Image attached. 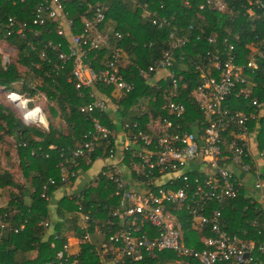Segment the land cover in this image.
Wrapping results in <instances>:
<instances>
[{
    "label": "built area",
    "instance_id": "obj_1",
    "mask_svg": "<svg viewBox=\"0 0 264 264\" xmlns=\"http://www.w3.org/2000/svg\"><path fill=\"white\" fill-rule=\"evenodd\" d=\"M69 1L86 8L80 17V30L69 15ZM184 3L192 7L190 0ZM247 3L248 16L260 17L255 8L264 14V0H247ZM206 8L223 12L227 2L204 0L198 4L199 10ZM106 10L100 1L37 0L30 20L8 17L6 28L21 37L36 38L41 60L50 61L55 57L59 69L71 62L67 80L74 82L77 90L101 82L112 86L119 102L136 86L133 78L125 79L118 73L120 51L111 54L99 70L94 69L90 59L91 52L108 46V37L102 27ZM142 17L150 19L158 29L171 25L172 18L162 17L159 21L146 5ZM43 31L53 33L58 40H43ZM188 31V34L179 32L171 26L170 45L161 57L146 67L137 68V76L149 87L163 88L160 109L173 118L162 113L153 115L148 112L147 103L139 101L134 109L141 115L149 114L144 123L113 116L115 127H109L101 121L109 102L92 90L90 100L80 107L81 113L89 118L91 129L84 133L82 143L69 149V157L59 163L61 180L72 185L78 174L75 169L78 158H90L102 149V156L115 159L102 172L116 185L113 215L119 218V226L109 235L104 234L99 245L101 258L110 259L107 264L121 260L138 263L164 250L175 254L166 264H192L191 261L198 264H264V222L250 220L248 224L254 234L249 236L244 232V236H240L227 230L222 217L224 202L235 198L240 187H248L259 202L264 200V151L254 149V133L249 128V123L257 119L264 108V102L253 96L256 83L251 76L259 62L264 61V37L260 43L248 45V60L238 63L234 42L240 38L238 32L229 31L220 36L217 31L206 32L205 28L196 29L192 24ZM115 35L121 37L120 32ZM192 40L205 43L208 48L189 50L192 58L188 63L193 65L199 78L189 98L200 117L191 120L185 116L182 99L185 85L173 67L175 54L179 52V59H184V49ZM6 97L23 107L22 117L26 123L47 127L46 117L45 122L37 121L36 113H31L36 108L42 113L33 99L13 91ZM230 97L244 99L248 107L254 108L231 107ZM28 101L33 102L32 108H27ZM49 147L54 148L53 145ZM53 182L50 179V183ZM182 210L187 212L194 229L210 232L202 237L204 247L200 250L186 245L183 240L179 216ZM79 215L83 228H88L89 216L82 212ZM42 224L48 226V222ZM89 235L86 232L84 238L89 240ZM54 239H58V235ZM51 246L54 247L53 242ZM76 255L70 252L66 241L54 258L44 264H78Z\"/></svg>",
    "mask_w": 264,
    "mask_h": 264
},
{
    "label": "trees",
    "instance_id": "obj_2",
    "mask_svg": "<svg viewBox=\"0 0 264 264\" xmlns=\"http://www.w3.org/2000/svg\"><path fill=\"white\" fill-rule=\"evenodd\" d=\"M90 1L93 3L100 1L107 8L102 27L108 37L107 47L91 52L92 66L95 70L103 68L110 55L118 50L120 51L118 73L125 79L133 78L136 82L135 88L119 102L112 86L101 82L77 90L74 82L67 80L71 74V62H68L64 69H59V62L55 57H51L50 61L40 59L37 52L40 45L36 44V38L21 37L9 32L6 28L8 17H14L18 21L30 20L37 0H0V40L14 47L17 54L15 62L5 63L3 53L0 52V86L31 98L35 103L39 97L44 98L46 102L51 103L49 105L51 115L55 116L58 112L63 117L67 130L64 133L52 125L40 127L41 124L38 123H26L12 110L0 104V138L1 133L14 137L19 167L23 176L29 180V188L24 187L9 171L3 170L0 164V188L11 187L17 190L10 192L7 204L0 207V264H44L53 259L56 251L67 241L61 228L67 220L69 230H73L80 239L76 253L78 264H107L110 260L107 256L101 258L99 247L101 242L95 243L84 238V234L86 232L90 234L92 230H102L105 235H109L119 226V218L113 215L116 185L102 174L105 169L101 170L91 184L82 188L78 193L82 197L62 196L55 207V214L59 219H52L53 193L69 183L61 180L59 163L69 157V149H74L82 143L84 133L91 129V122L81 113L80 107L90 100L92 90H96L109 102L107 113L101 117V121L109 127H115L112 124L113 116H122L128 121L140 120L144 123L149 114L141 115L134 109V104L139 101L147 103L149 113L153 115L162 113L173 118L166 110L160 109L163 88L149 87L137 76V68L153 63L169 47L171 26L187 34L190 24L196 29L203 27L206 32L217 31L220 36L229 31L238 32L240 38L234 41L238 63L248 60L250 51L248 45L260 43L264 37V14L255 8L256 14L260 17L254 19L248 16L245 11L249 6L247 0H226L227 8L223 12L207 8L199 10L198 4L204 0H190L192 7H187L184 0ZM161 3L163 7H160ZM145 5L159 21L162 17L168 20L172 18L171 25L158 29L150 19L143 18L142 10ZM67 9L77 25V30H80V17L86 9L85 6L69 1ZM115 32H120L121 37L117 38ZM41 38L58 40L53 33L48 34L44 31ZM192 48L208 46L192 40L184 49L186 52L184 59H179L181 55L179 52L175 54L176 64L173 67L180 82L185 85L182 99L186 107L185 116L191 120L200 117V114L194 112V105L189 98L191 91L199 83L193 65L188 63V59L192 58L189 54ZM18 66L26 67L35 77L41 78L40 89L24 84L19 90L21 93L15 90L13 85L22 79ZM251 76L256 83L253 96L264 102V61L259 62L258 69ZM229 100L231 107L234 108L247 107L249 110L254 108L248 107L244 99L236 100L230 97ZM45 117L48 120V116ZM249 128L254 133V149L264 151V108L259 112L258 118L249 123ZM50 145L54 148H50ZM100 155H104L102 149L92 154L88 161L86 160L88 157L78 158L75 167L78 171L77 177L80 171L87 170L91 162ZM50 179L54 181L53 184L50 183ZM73 181L75 182V178ZM26 197L29 202L25 200ZM79 212L89 216L88 228H83ZM179 216L185 244L198 250L202 249L204 247L202 237L210 235V232L194 229L185 210H182ZM222 217L229 232L238 233L240 236H244L246 232L252 236L254 229L248 222L252 219L264 222V200L259 202L252 196L248 187H240L235 198L224 202ZM42 222H48V226H44ZM49 229L55 230L46 238ZM55 235H58V239H54ZM52 242L54 247L51 246ZM174 257L172 251L164 250L155 257H146L138 263L121 260L116 264H166ZM191 263L198 264L196 261Z\"/></svg>",
    "mask_w": 264,
    "mask_h": 264
},
{
    "label": "rangeland",
    "instance_id": "obj_3",
    "mask_svg": "<svg viewBox=\"0 0 264 264\" xmlns=\"http://www.w3.org/2000/svg\"><path fill=\"white\" fill-rule=\"evenodd\" d=\"M0 52L3 53L5 63H12L16 61V50L14 47L5 44L3 41L0 40ZM20 74H21V81L17 82L13 86L15 87V90L17 92H20L19 90L22 88L24 84L26 86H35L36 88L40 89L41 86V78L35 77L31 71H29L26 67L24 66H18ZM11 90L4 88L3 86H0V104L5 106L7 109L12 110L15 115L21 120L23 119L22 116H24V110L22 106H19L17 103H12L7 99L6 94L8 95ZM21 93V92H20ZM24 93V92H23ZM42 95V94H41ZM38 103L37 105L40 107L41 111L43 114L47 115L48 117V125H52L55 128H59L62 130L64 133L67 132L66 130V124L63 120V117L58 114L55 116L51 115L50 112V104L44 100V98H38L37 99ZM28 108V106H27ZM29 109V108H28ZM32 113H36L38 116L39 110L36 108ZM37 119V118H36ZM38 120V119H37ZM42 125H40L41 127ZM2 138H0V164L1 168L3 170L9 171L12 174V177L22 184L24 187L29 188V180L26 179L22 171L19 167V158L17 155V149H16V141L14 137L11 134L7 133H1ZM99 161L96 160L93 164V169L91 171H94L95 169L98 168ZM69 185V183L67 184ZM251 185V182H250ZM17 192L16 189L7 187V188H0V207H4L9 198H10V192ZM255 194V193H254ZM25 200L29 202V199L26 197ZM32 256V255H31Z\"/></svg>",
    "mask_w": 264,
    "mask_h": 264
},
{
    "label": "crops",
    "instance_id": "obj_4",
    "mask_svg": "<svg viewBox=\"0 0 264 264\" xmlns=\"http://www.w3.org/2000/svg\"><path fill=\"white\" fill-rule=\"evenodd\" d=\"M86 160L88 161L89 158L88 159L86 158ZM96 160L99 161L98 168L95 169L94 171H91V169H93V164ZM114 161H115L114 158H108V157H104V156L100 155L95 160H93L91 162V165L87 170L82 171V172L80 171V174L75 179L73 186L69 187V185H64V186L56 189L53 193V197L51 198V202L53 205L51 209H54L53 210L54 214L52 215V219L53 220L59 219L55 214V207H56L57 201L62 196H64V195L71 196V195L78 194L82 190L83 187L91 184V182H93L95 180V178H97L99 176V173L101 172L102 169L105 168L106 165L113 163ZM234 171L237 174H239V176H243L236 169H234ZM249 185H250V183H249ZM68 217H69V215H68ZM62 225L63 226L61 228H62L63 234L65 235L67 242L69 243L70 252L71 253H77L80 239L77 237L76 233L73 230H69V220L66 221L65 225H64V223ZM54 230L55 229H49L47 234L45 235V237L48 238V236H50V234H53ZM103 235H104V233L101 232V230H97V231L92 230L90 233L89 240L94 241L95 243L101 242L103 239Z\"/></svg>",
    "mask_w": 264,
    "mask_h": 264
},
{
    "label": "bare ground",
    "instance_id": "obj_5",
    "mask_svg": "<svg viewBox=\"0 0 264 264\" xmlns=\"http://www.w3.org/2000/svg\"><path fill=\"white\" fill-rule=\"evenodd\" d=\"M34 111V109L32 110V112ZM31 112V113H32ZM37 121H40V119H41V121H43V122H45V115L43 114V113H40L39 112V114H38V116H37Z\"/></svg>",
    "mask_w": 264,
    "mask_h": 264
},
{
    "label": "water",
    "instance_id": "obj_6",
    "mask_svg": "<svg viewBox=\"0 0 264 264\" xmlns=\"http://www.w3.org/2000/svg\"><path fill=\"white\" fill-rule=\"evenodd\" d=\"M33 105H34V104H33V102H32V101H28V102H27V106H28V108H32V107H33Z\"/></svg>",
    "mask_w": 264,
    "mask_h": 264
}]
</instances>
